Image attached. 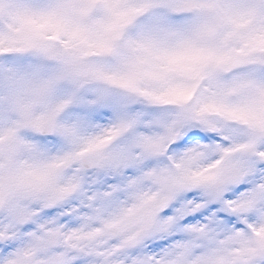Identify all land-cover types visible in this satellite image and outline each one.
Wrapping results in <instances>:
<instances>
[{
    "label": "snow or ice",
    "instance_id": "obj_1",
    "mask_svg": "<svg viewBox=\"0 0 264 264\" xmlns=\"http://www.w3.org/2000/svg\"><path fill=\"white\" fill-rule=\"evenodd\" d=\"M0 264H264V0H0Z\"/></svg>",
    "mask_w": 264,
    "mask_h": 264
}]
</instances>
